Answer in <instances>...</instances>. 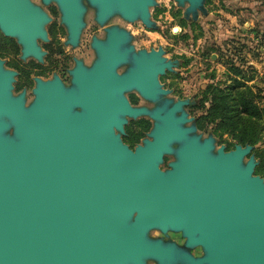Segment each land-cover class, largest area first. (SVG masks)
Returning <instances> with one entry per match:
<instances>
[{"label": "water", "instance_id": "water-1", "mask_svg": "<svg viewBox=\"0 0 264 264\" xmlns=\"http://www.w3.org/2000/svg\"><path fill=\"white\" fill-rule=\"evenodd\" d=\"M55 1L76 47L86 6ZM176 1L188 4L186 16L206 12V0ZM87 2L102 26L119 15L156 27L157 0ZM49 20L31 0H0V31L22 59L42 60ZM105 30L92 39L90 66L76 58L70 86L36 77L29 104L25 90L14 92L17 70L0 59V264H264V178L254 154L244 162L254 146L225 151L202 137L188 124L189 99L169 97L160 81L178 61L162 47L137 49L124 27ZM130 91L152 107L133 105ZM141 116L153 126L132 149L122 135ZM167 155L174 160L163 169Z\"/></svg>", "mask_w": 264, "mask_h": 264}, {"label": "rangeland", "instance_id": "rangeland-1", "mask_svg": "<svg viewBox=\"0 0 264 264\" xmlns=\"http://www.w3.org/2000/svg\"><path fill=\"white\" fill-rule=\"evenodd\" d=\"M157 2V5L150 8L151 19L156 22L154 28L147 27L141 20L131 22L119 15L112 17L102 26L90 11L87 17L88 26L83 31L78 46L67 44L66 34H60L57 41L64 44V48L75 54L78 59H84L86 66H90L96 58V52L91 45L93 37L105 38V27L111 25L116 24L128 29L133 36L132 43L137 49L151 50L162 47L168 59L178 61L174 70L166 71L160 76L164 87L171 89L169 97L175 100H191L193 104L186 106L185 110L200 117L197 133L202 134V137L212 134L216 139L217 148L225 146V149H234L235 145L240 143L228 133L215 135L214 125L203 118L210 107L211 93L207 89L208 85L231 89L236 85L235 80L243 81V84L261 96L260 103L264 106V0H206V12L199 11L196 19L192 14L186 16L188 4L181 6L176 0ZM10 39L16 40L12 37ZM13 44L10 61L12 68L17 70L22 64L21 46L18 43ZM233 68H238L240 74H236ZM124 69L125 67H121L119 71ZM126 95L133 105H153L137 91H130ZM143 122H146V125L149 122V127H140ZM201 124L205 127L202 128ZM152 126L153 120L148 116L128 118L125 134L122 135L123 141L134 146L142 137H147ZM251 154L255 155L258 162L254 174L264 178V121L260 141L254 145ZM172 160L173 155L165 156L161 168H168V163ZM150 235L171 239L180 244L184 242L181 233L177 232L170 231L165 235L159 230H152ZM193 252L196 255L202 253L200 248ZM149 264L155 262L150 261Z\"/></svg>", "mask_w": 264, "mask_h": 264}, {"label": "flooded vegetation", "instance_id": "flooded-vegetation-1", "mask_svg": "<svg viewBox=\"0 0 264 264\" xmlns=\"http://www.w3.org/2000/svg\"><path fill=\"white\" fill-rule=\"evenodd\" d=\"M31 1L43 10L50 17V20L46 24L48 40H38V44L44 52L42 60L31 57V59L28 58L29 60L21 58L22 64L17 69L18 74L16 76V82L14 83V92L15 94H18L25 90L27 104H29L34 99L33 88L36 85V77L47 81L53 79L57 75L60 77L66 87L70 86L72 80L70 70L76 65L77 58L75 54L64 48V44H61V42L57 41V39H60V34L67 35L68 33L66 25L62 23V12L59 4L55 0H50L49 2H45V0ZM83 2L86 6V12L84 15V31L88 26V14L90 13V11H92L94 15L93 18L95 19L96 11L92 6L89 5L87 0H83ZM13 43H17L16 40H11L10 37H7L0 32V59L3 60V65L7 69H13L10 61L12 57V47L14 45ZM82 60L86 65L87 63L85 62V60ZM192 104L193 102L189 100L188 104L185 105V107L191 106ZM187 113L188 117L192 118V120L188 124L190 125L193 124V122H196L195 126L198 130L200 117L192 115L189 111H187ZM145 137L146 136L142 137L140 141L137 142L134 146H130L128 143L127 144L132 149H134L139 144H143V139ZM229 150L230 149H225V151ZM250 156L251 153L246 155L244 157V162H247Z\"/></svg>", "mask_w": 264, "mask_h": 264}, {"label": "trees", "instance_id": "trees-1", "mask_svg": "<svg viewBox=\"0 0 264 264\" xmlns=\"http://www.w3.org/2000/svg\"><path fill=\"white\" fill-rule=\"evenodd\" d=\"M233 70L240 74L238 68ZM242 82L235 80L236 85L231 89L208 85L207 91L211 93L210 107L203 118L214 125L215 135L228 133L238 143L254 146L260 141L264 106L260 103L261 96ZM140 127L148 128L149 122L147 125L143 122ZM201 127L205 125L201 124Z\"/></svg>", "mask_w": 264, "mask_h": 264}]
</instances>
